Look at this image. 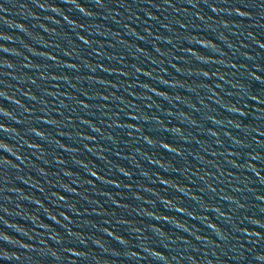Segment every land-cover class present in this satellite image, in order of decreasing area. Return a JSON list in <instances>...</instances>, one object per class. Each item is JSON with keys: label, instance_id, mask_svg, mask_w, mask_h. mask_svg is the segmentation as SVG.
<instances>
[{"label": "water", "instance_id": "obj_1", "mask_svg": "<svg viewBox=\"0 0 264 264\" xmlns=\"http://www.w3.org/2000/svg\"><path fill=\"white\" fill-rule=\"evenodd\" d=\"M262 45L264 0H0V264H264Z\"/></svg>", "mask_w": 264, "mask_h": 264}, {"label": "snow or ice", "instance_id": "obj_2", "mask_svg": "<svg viewBox=\"0 0 264 264\" xmlns=\"http://www.w3.org/2000/svg\"><path fill=\"white\" fill-rule=\"evenodd\" d=\"M82 10V9H81ZM83 11V10H82ZM242 15V13H240ZM262 47H264V45H262ZM3 239H6V237H4Z\"/></svg>", "mask_w": 264, "mask_h": 264}]
</instances>
